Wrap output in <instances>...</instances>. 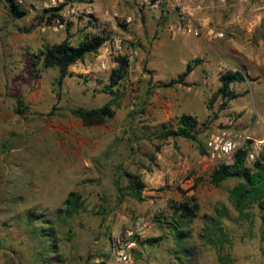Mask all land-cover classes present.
<instances>
[{
	"label": "rangeland",
	"instance_id": "obj_1",
	"mask_svg": "<svg viewBox=\"0 0 264 264\" xmlns=\"http://www.w3.org/2000/svg\"><path fill=\"white\" fill-rule=\"evenodd\" d=\"M15 1L25 16L12 17L0 0V264H112L116 240L137 216L150 226L131 264H220L218 255L225 264H264L259 212L252 206L246 220L236 219L227 191L237 180L209 184L220 162L205 144L219 131L248 137L250 150L264 139V0H159L155 9V0ZM50 13L57 16L49 20ZM177 23L199 34L172 31ZM95 33L105 37L102 46L70 65L60 85L56 69L32 66L43 45L66 38L74 46ZM113 33L119 53L110 50ZM118 57L125 75L108 89ZM194 60L186 86L157 87ZM226 70L244 80L230 85L240 96L221 108L213 95ZM108 101L113 114L103 123L85 125L70 113ZM181 114L197 119L199 146L155 138L161 123L175 129ZM128 175L143 186L139 198L125 189ZM71 191L82 207L59 218ZM188 197L197 216L175 244L172 207ZM218 212L228 238L222 248L200 238V217Z\"/></svg>",
	"mask_w": 264,
	"mask_h": 264
},
{
	"label": "trees",
	"instance_id": "obj_2",
	"mask_svg": "<svg viewBox=\"0 0 264 264\" xmlns=\"http://www.w3.org/2000/svg\"><path fill=\"white\" fill-rule=\"evenodd\" d=\"M4 3L12 17L21 18L26 15V11L22 9L15 0H4ZM46 11L52 12L53 9ZM50 16L56 17L57 15L50 13L49 20ZM104 41L105 37L95 33L83 36V38L74 46L70 45L66 38L57 44H45L39 51L38 58L32 62V66L35 67L40 63L41 68L43 69H56L58 72L56 83L60 85L62 80L66 76H69L67 68L76 61L83 59L86 54L96 52L102 46ZM116 63L117 67L110 73V81L107 85L108 89L117 86L119 80L125 75V58L118 57ZM196 65V60L187 62L179 77L169 79L167 82L160 84L157 87L169 88L174 85L186 86L187 83H185L184 79ZM243 80L244 77L241 71L238 70H226L219 74V87L214 93L213 98H219L222 100L220 105L221 108L225 107L230 100L240 96V94L234 93L230 90V85L240 83ZM17 104L19 105L20 101H18ZM70 113L80 119L83 124L92 125L103 123L106 118L112 116L113 111L111 110V102L108 101L97 108H73L70 110ZM197 124L198 121L194 116L181 114L176 120L175 129L170 128L168 122H163L160 124L159 130L155 133V138L157 140L181 138L199 146L195 132ZM246 143L248 144L249 140H247L245 144L243 143L242 147L235 150L233 161L230 165L219 164L211 171L208 182L212 186H219L221 182L227 179H236L237 183L227 191L228 201L237 214L236 219L246 220L250 215L247 212L248 208L254 206L259 212L262 223H264V147L254 157L251 164L247 166L246 158L250 149H248ZM199 152L202 155L204 154L202 149H199ZM142 188L143 186L136 176L128 175V185L125 189L130 196L139 198ZM188 200L189 201L186 200L180 202L172 207L173 214H175L177 218H173L168 224L175 244H178L185 236L183 228H185L186 225L197 216V206L194 203V198L188 197ZM189 202L192 204H189ZM82 204L79 194L75 191H71L62 201L61 208L57 209L55 213L59 218H70L80 210ZM200 218L203 222L200 238L209 245L211 244L217 248H222L224 244L228 242V238L219 226L222 218L221 212L211 216L203 215ZM154 221H157V219ZM41 231L42 230H39L41 234L40 236H49L47 232ZM260 233L261 238L263 239L264 231L261 229ZM158 240L159 238H154L149 239L147 242L152 244L158 242ZM224 259L223 256L218 255V262L220 264H225Z\"/></svg>",
	"mask_w": 264,
	"mask_h": 264
},
{
	"label": "built area",
	"instance_id": "obj_3",
	"mask_svg": "<svg viewBox=\"0 0 264 264\" xmlns=\"http://www.w3.org/2000/svg\"><path fill=\"white\" fill-rule=\"evenodd\" d=\"M66 0H51V4H63ZM159 0L153 1L149 7L155 9ZM176 24L172 31H178L183 34L198 35L199 29L192 27V24ZM206 35L212 34V29H206ZM110 50L113 53H119L122 50V40L119 33L110 34L108 37ZM249 140L248 137H236L225 131H219L211 134L206 141V149L209 156L215 158L220 164L230 165L233 161V154L236 149L242 147L243 143ZM264 147V139L253 141V149L247 155L246 161H252L254 157ZM149 222L145 217L137 216L124 230L123 235L116 240V247L113 253L112 264H131L130 252L135 246L137 239L141 238L149 229Z\"/></svg>",
	"mask_w": 264,
	"mask_h": 264
},
{
	"label": "crops",
	"instance_id": "obj_4",
	"mask_svg": "<svg viewBox=\"0 0 264 264\" xmlns=\"http://www.w3.org/2000/svg\"><path fill=\"white\" fill-rule=\"evenodd\" d=\"M189 62V61H188ZM185 66V65H184ZM184 69V68H183ZM192 71V70H191ZM185 81V80H184ZM185 83H187V81H185Z\"/></svg>",
	"mask_w": 264,
	"mask_h": 264
}]
</instances>
